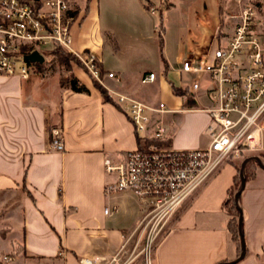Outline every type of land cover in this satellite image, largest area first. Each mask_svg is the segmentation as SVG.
<instances>
[{
    "label": "crops",
    "instance_id": "1",
    "mask_svg": "<svg viewBox=\"0 0 264 264\" xmlns=\"http://www.w3.org/2000/svg\"><path fill=\"white\" fill-rule=\"evenodd\" d=\"M200 1L71 0L80 27L76 36L84 37L74 39V49L96 56L105 74L114 73L121 80L109 79L110 100L77 63L72 64V74L88 93L62 86L63 72L53 64L56 59L50 53L44 57V65L48 62L49 66H31L27 79L0 76V206L11 197L16 200L9 211L0 208V219L7 214L16 223L21 218L20 229L13 227L7 237H1L0 252L5 243L16 246L21 242L22 253L15 260L23 256L24 264H80L81 260L113 257L133 237L142 219L140 202L132 208L122 201L129 193L111 198L105 193L107 184L115 180L106 173V159L119 162L140 145L126 110L115 103L118 95L150 107L165 103L174 111L153 117H162L168 126L169 147L197 150L209 145L205 131L210 117L202 110L212 107V101L197 96V106L186 108V98L175 95L173 86L187 90L190 96L191 79L181 72L182 62L189 56L210 61L218 43L223 45L231 37L235 20L229 12L238 8L236 0H216L209 6ZM245 1L260 7L256 28L264 37V0ZM153 9L158 11L155 16L160 13L162 34L155 30L149 36ZM118 22L121 30L130 33L121 45L115 39L120 32ZM170 23L174 36L168 33ZM171 44L178 53L175 62ZM154 54L162 56L160 72L151 67ZM172 71L180 74L182 85L168 80ZM150 74L156 80L143 84L142 79ZM55 127L64 132L63 152L51 148ZM241 163L225 166L184 205L174 228L155 248L156 264H224L240 257L230 237L224 202L236 184ZM238 205L243 213L246 255L237 264H264L263 169H251ZM107 207L118 210L108 216Z\"/></svg>",
    "mask_w": 264,
    "mask_h": 264
},
{
    "label": "built area",
    "instance_id": "2",
    "mask_svg": "<svg viewBox=\"0 0 264 264\" xmlns=\"http://www.w3.org/2000/svg\"><path fill=\"white\" fill-rule=\"evenodd\" d=\"M236 5L238 10L229 12L235 20L233 33L225 44L218 43L212 59L189 56L182 62L181 72L195 75L188 94L195 98L204 95L213 104L202 110L210 117L206 148L177 150L167 145L168 126L162 117L153 119L174 112L165 103L150 107L117 96V105L126 110L141 140L138 149L121 161L106 159V173L115 180L107 184L105 193L108 198L133 194L144 215L133 234L139 236L132 248L133 237L113 257L81 260L80 264H137L144 235L148 237L142 252L147 253L154 236L170 232L179 211L225 166L242 161L245 155L264 152V37L256 28V5L245 0H236ZM156 13L151 10L152 15ZM75 20L71 0H0V76L27 79L34 64L24 61V51L33 49L45 57L61 48L74 55L93 80L102 85L105 79L119 83L117 75L100 69L96 56L72 50L70 28ZM155 30L162 34L160 24ZM19 61L23 64L18 65ZM155 80L156 75L150 74L142 83ZM51 148L65 150L64 132L59 127L51 130ZM117 210L107 207L105 214L111 216ZM15 258L1 255L0 264H14Z\"/></svg>",
    "mask_w": 264,
    "mask_h": 264
},
{
    "label": "rangeland",
    "instance_id": "3",
    "mask_svg": "<svg viewBox=\"0 0 264 264\" xmlns=\"http://www.w3.org/2000/svg\"><path fill=\"white\" fill-rule=\"evenodd\" d=\"M192 2H194V0H187V3L189 4V3H192ZM200 2H204V3H206V4H208V6L209 5H214L215 4V2H216V0H203V1H200ZM232 3V1H230V2H227V3H224L223 4V6L225 7V6H228V5H230ZM158 12V11H157ZM224 13L221 11V13H220V15L223 17V18H225V16L223 15ZM172 15H173V13H171V15H170V17H172ZM159 16H160V13L158 14V16H153V15H151V13H150V17H149V29H148V35L149 36H151L153 33H154V31H155V29H156V25H158L159 24ZM120 23L118 22L117 23V26L118 27H116L117 29H120V32H118V35L116 34V36H115V39H116V41H118L119 42V44L121 45V43L123 44V42L125 41V39L127 38V36H129L130 35V33H128V31L127 30H124V29H122L121 30V28H120ZM170 31L168 30V33L169 32H171L170 34H171V36H174V34H175V30H173V26H172V24L170 23ZM80 27H79V21H77V20H75L73 23H72V25H71V28H70V36H71V40H72V44H71V48L74 50V52L75 53H77V54H81L82 53V51H76L75 49H74V46H73V44H74V39H77L78 41H82V39H84V37H83V35L81 34L80 35V37L78 38L77 36H76V33H78V29H79ZM81 31H83V30H81ZM82 33V32H81ZM126 33H127V35H126ZM157 33V32H156ZM111 39L110 38H108V37H106V41H110ZM171 47H172V56H173V60H174V62H175V60H176V56H177V51H176V46H174L173 44H171ZM184 52L182 51L181 52V55H184L183 54ZM152 57H153V60H152V62L153 63H151V67L154 69V70H156L157 72H160L161 71V67L159 66V64L160 63H162L161 61V59H162V56H161V54H154V55H152ZM46 59H47V61L49 60V58H47L46 57ZM55 59L56 60H54V62H53V64L54 65H56V67L57 68H59V70L61 69V72H63L62 73V76H65L66 75V72H65V68L61 65V63L59 62V60H58V58L57 57H55ZM111 62H112V59L110 60ZM59 64V66H58V64ZM21 64H23L22 63V61H19L18 62V65H21ZM49 66V63L47 62L46 64H45V67H48ZM60 67H62V68H60ZM32 68L34 69H36V68H38V66H35V65H32ZM40 68V67H39ZM62 76H61V78H62ZM159 77H160V75H158ZM190 77V79H195V75H190L189 76ZM160 78H162V76L160 77ZM189 79V80H190ZM168 80H173V82H175L176 84L177 83H179V84H183V81L181 80V76H180V74L179 75H175V74H173V71L171 72V75H169L168 76ZM94 81V80H93ZM94 84H95V81H94ZM97 84L99 85V86H101L103 89H105V90H107V86H109L110 85V82H109V79H107L106 81H104V85H102V84H100V83H98L97 82ZM96 85V84H95ZM112 86V85H111ZM135 100V99H134ZM137 101V100H136ZM142 103V102H141ZM155 107H157V106H155ZM120 195H123V194H120ZM129 196H125L126 198L125 199H123L122 201L123 202H125L126 204H128V205H130L131 204V207L132 208H134L135 207V204L134 203H139V200L133 195V194H128ZM15 203H16V200H15V198H10L9 199V201L5 204V205H2V206H0V208H5V209H7V211H9V209L10 208H12L14 205H15ZM141 211V210H140ZM5 213H7V212H5ZM121 213H122V211H121ZM140 213V212H139ZM143 215H144V213L142 212V213H140V217L142 218L143 217ZM7 223H9V225H10V227L11 228H9L8 227V224ZM13 227H16L17 229L19 228L20 229V227H21V218H19V219H17L16 220V223L14 222V220L13 219H8V215L6 214V215H4L3 216V218L1 217V219H0V239H1V237L2 236H4V234H6L8 231H11L12 230V228ZM140 232V231H139ZM20 234V233H19ZM138 236H139V234H136V237L133 239V243H135L136 242V239L138 238ZM6 237H7V234H6ZM147 234L146 235H144L143 236V238H142V241H141V246H140V250L138 251V254H139V256H138V259H137V264H156V261H155V256H154V251H155V248H156V246H157V244L160 242V240L164 237V235L163 234H159V235H155L154 236V239H153V242H152V245H151V249H149V251L146 253V252H142V250L145 248V246H146V242H147ZM3 245V244H2ZM130 245H131V242H130ZM134 245V244H133ZM22 243L20 242L18 245H16L15 246V244L13 245H11V244H8V243H5L4 245H3V247H2V251L0 252V256L1 255H4V254H10V255H14V256H16L17 257V255H20L21 253H22ZM141 254V255H140ZM148 257H147V256ZM147 259V260H146ZM24 260H26L23 256L20 258V257H18V259H16L15 260V262H14V264H24Z\"/></svg>",
    "mask_w": 264,
    "mask_h": 264
},
{
    "label": "trees",
    "instance_id": "4",
    "mask_svg": "<svg viewBox=\"0 0 264 264\" xmlns=\"http://www.w3.org/2000/svg\"><path fill=\"white\" fill-rule=\"evenodd\" d=\"M259 8L260 7L258 6L257 9H259ZM224 25H225V20L223 19L221 22V28H223ZM33 51H34L33 49H30V50L24 51V53H25V55H30ZM50 54L57 57L59 62L61 63V65L65 68L66 75L62 76L61 85L69 87L73 92H76V93H88V89L72 74V64L77 63L79 66H82L80 61L77 60V58L74 55H71L70 53L65 52L61 48H56ZM27 64H30V63H27ZM30 65H32V64H30ZM34 65L38 66L40 68H44V66H45L44 64H34ZM95 84H96V87L101 91L103 97L106 100H110L109 92L107 90L103 89L101 86H99L97 84V81H95ZM173 92L177 96H182V97L186 98L185 102H184V107H186V108L190 107L191 108V107L197 106L194 97L193 96H187V90L179 89V88H176L173 86ZM115 103H116V101H115ZM140 140H141V138L138 136V141L140 142ZM167 143L169 145V140ZM254 157L260 158V160L264 164V152L245 155V157L242 160V163L238 166V175L236 177V184L234 185V187H232L230 189L229 196L226 199V201L224 202V209L230 218L229 225H228L230 237H231V240L235 243L239 254L241 253V250H242V238H241V233L239 230V218H240L241 209H240L239 205L236 203L235 196L241 187L240 170H241L242 164L246 159L254 158ZM253 168L258 169L260 167H259L257 161H255L254 159H251V161H249L245 167V179H246V181L248 180L250 171ZM242 233H243V231H242Z\"/></svg>",
    "mask_w": 264,
    "mask_h": 264
},
{
    "label": "water",
    "instance_id": "5",
    "mask_svg": "<svg viewBox=\"0 0 264 264\" xmlns=\"http://www.w3.org/2000/svg\"><path fill=\"white\" fill-rule=\"evenodd\" d=\"M24 61L25 62H28L30 64H44L45 63V58L38 51H34L30 55H27L26 57H24ZM251 159H254L255 161H257L259 167L264 170V164L262 163V161L258 157L249 158V159H246L243 162L242 167H241V170H240L241 187H240L239 191L237 192V194L235 196V200H236V203L237 204H238L240 195L242 194V192H243V190L245 189V186H246L245 167H246L247 163L249 161H251ZM242 226H243V213L241 211L240 212V218H239V230H240L241 238H242V250H241V254H240V257L236 261L231 262V263H224V264H237L238 262L242 261L245 258V255H246V245H245V241H244V235L242 233Z\"/></svg>",
    "mask_w": 264,
    "mask_h": 264
}]
</instances>
